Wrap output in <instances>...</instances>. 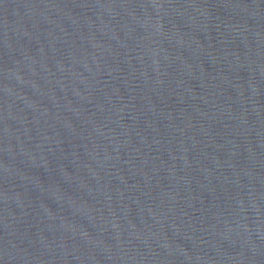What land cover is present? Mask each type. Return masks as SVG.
<instances>
[{
  "label": "water",
  "instance_id": "obj_1",
  "mask_svg": "<svg viewBox=\"0 0 264 264\" xmlns=\"http://www.w3.org/2000/svg\"><path fill=\"white\" fill-rule=\"evenodd\" d=\"M0 264H264V0H0Z\"/></svg>",
  "mask_w": 264,
  "mask_h": 264
}]
</instances>
